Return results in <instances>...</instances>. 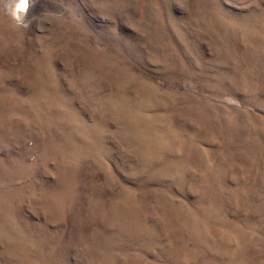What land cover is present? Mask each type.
<instances>
[{
    "label": "rangeland",
    "instance_id": "rangeland-1",
    "mask_svg": "<svg viewBox=\"0 0 264 264\" xmlns=\"http://www.w3.org/2000/svg\"><path fill=\"white\" fill-rule=\"evenodd\" d=\"M12 1L0 264H264V0Z\"/></svg>",
    "mask_w": 264,
    "mask_h": 264
},
{
    "label": "snow or ice",
    "instance_id": "snow-or-ice-1",
    "mask_svg": "<svg viewBox=\"0 0 264 264\" xmlns=\"http://www.w3.org/2000/svg\"><path fill=\"white\" fill-rule=\"evenodd\" d=\"M29 4V0H20L19 4L16 5L18 10L26 9Z\"/></svg>",
    "mask_w": 264,
    "mask_h": 264
},
{
    "label": "bare ground",
    "instance_id": "bare-ground-1",
    "mask_svg": "<svg viewBox=\"0 0 264 264\" xmlns=\"http://www.w3.org/2000/svg\"><path fill=\"white\" fill-rule=\"evenodd\" d=\"M14 1V0H13ZM13 1L11 2V6H14V5H12L13 4ZM11 10L13 11V7L11 8Z\"/></svg>",
    "mask_w": 264,
    "mask_h": 264
}]
</instances>
